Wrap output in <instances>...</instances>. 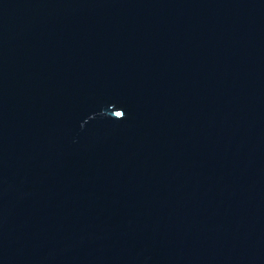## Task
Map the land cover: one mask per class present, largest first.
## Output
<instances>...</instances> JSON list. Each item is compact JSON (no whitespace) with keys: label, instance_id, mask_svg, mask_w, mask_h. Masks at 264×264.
Listing matches in <instances>:
<instances>
[{"label":"water","instance_id":"1","mask_svg":"<svg viewBox=\"0 0 264 264\" xmlns=\"http://www.w3.org/2000/svg\"><path fill=\"white\" fill-rule=\"evenodd\" d=\"M0 264H264V0H0Z\"/></svg>","mask_w":264,"mask_h":264}]
</instances>
